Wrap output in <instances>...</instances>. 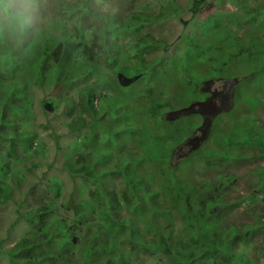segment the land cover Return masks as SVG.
<instances>
[{"label":"rangeland","instance_id":"obj_1","mask_svg":"<svg viewBox=\"0 0 264 264\" xmlns=\"http://www.w3.org/2000/svg\"><path fill=\"white\" fill-rule=\"evenodd\" d=\"M50 1V3L53 2V0ZM59 2L64 4V0H57L54 10L53 5H49V15L52 12L58 13ZM193 2L194 0H105L100 7L101 10L112 9L125 17L132 16V22L139 24L140 31L136 33L131 29L116 37L110 51L106 52L99 48L100 44L96 40L93 41L92 46L95 50H90L88 57L92 65L94 61L93 68L88 72L82 66L79 72L83 76L78 78L71 87L58 82L52 83V86L46 90L37 87L32 89L34 93L33 99H30L32 106L27 113L28 119L23 118L20 122L22 127L34 132L31 137L32 145L26 146L27 152L23 149L19 151V162L16 163L14 159L11 167V172L19 169L22 178L13 180L12 174L4 178L0 175V189L8 185L13 194L12 199L0 198V264H12L10 256L5 251L29 233L30 226L26 217L22 215L18 217L17 213L26 210V207L20 203L30 186H32V193L28 195L30 197L33 195L31 204L40 200L49 202L55 199L59 203L71 204L72 199L80 198L89 199L90 204H95L96 200L97 204L98 198L90 197L91 191L96 193L114 189L119 201L114 214L119 221L128 222V219L132 217L134 220L138 218L140 226L135 232L145 230L146 226L143 224L151 225L146 216L140 218V213L143 211L135 208L132 212L127 208L131 199L123 196L128 186L121 174L104 177L102 186L100 184L96 187V184L91 183L90 180H84L85 177H90L94 167L90 170L80 169V167L78 168L80 173L76 172V174H71L68 170L74 168L71 155L75 156L78 150L86 157L89 155L92 162H97L99 152L96 147L81 136V133L88 131L89 128L76 131L70 129L75 119L78 122L81 121V118L77 117L81 111L78 102L83 99V95L79 94L77 89L85 88L90 84H93L94 105L99 110L101 108L100 111L103 109V106L99 105L101 93L114 94L116 100L122 101L117 106L127 112L131 127L125 128L124 130L128 131L120 134V138L121 140L123 137L130 139L124 140V144L127 148L133 147L136 154H144L143 149L150 145L151 139L149 135L147 136V131L154 130L161 135L160 137H165L170 132V128L174 130L175 135L172 137L180 140V144L176 153H173L171 163L176 166L190 158L191 164L182 166L178 171L194 180V183L185 188L189 193L192 191L191 205L198 206L197 209H199L206 200L215 201L221 197L223 199L221 203L226 205L222 207L217 204L211 211H219L222 207V215L218 220L214 218L208 220L207 224L222 227L223 224L232 223L238 229H246L247 226H253L254 229L258 226V229L254 230L248 238L249 241H253L252 243L246 244L241 240L234 243L239 244V246L235 244L237 249L244 248L250 252L252 261L244 264H264L263 225L260 228L261 215L264 212V178L262 179L258 174L259 168L264 167V157L255 158L248 155L249 157L245 160L226 162L221 167L222 173H228L230 176L224 178V183L217 186H213V182L207 180V175L211 178L217 176L214 171L216 167L213 170H210V167L205 170L200 162L205 158L201 153L204 149L208 147L221 149L225 146L216 133L219 130V132L231 130L235 126H240L243 120L247 121L248 126L245 131L258 130V123L264 127V64L262 63L264 0H205L202 1L203 4L201 3L196 14L192 11ZM175 4L182 9L177 14H170ZM134 13L144 14L149 18L141 24L135 16L133 17ZM159 13H162L163 17L153 21L154 16ZM58 15L63 17L67 13L59 12ZM79 15L85 16L78 13L76 17ZM76 17L74 20L71 17L66 18L71 28L76 24ZM86 20L89 24L100 23L93 16L87 15ZM206 20H208L209 33H203L202 30L206 28ZM110 24L111 29L123 27L121 22L110 20ZM145 34L150 41L143 39ZM36 40H42V38L37 37ZM210 40H213V43H209ZM61 48L58 44L46 58L48 68L54 67V70L49 68L50 72L53 71L52 80H55L58 65L65 72L70 69L68 57ZM240 49L244 52L235 54ZM137 51L143 56L135 55ZM228 55L232 57L229 58ZM119 72L129 77H136L133 81L130 80L131 82L124 84L118 77ZM43 98L53 99L55 108L44 110L40 105V100ZM167 98H170L172 107L176 106V108L162 106L160 111L165 112L158 115L154 102L162 103ZM70 99L72 101L68 103ZM91 119L88 115L85 121L89 122ZM174 121L175 124L172 125L170 122ZM120 122L121 120L114 118L112 112L108 110L98 121L101 126L109 128H118L122 125ZM101 126L96 128L104 136L106 132L101 129ZM183 135L186 136L183 137ZM141 140L144 145L140 144L138 147V142ZM98 145L106 147V139L99 141ZM22 147L25 148V146ZM151 157L148 155L145 161L140 162L136 174H140L144 183L155 190L162 183V174L155 162L150 161ZM115 158L122 160V155L117 149L113 153V159ZM96 167L97 170L103 169L105 165L100 163ZM144 174H149L150 177ZM48 183H62L61 191L57 194L47 185ZM143 189L144 187H138L135 193L141 194ZM80 192L81 195H79ZM70 196L73 198L68 200L67 197ZM121 196L124 199H120ZM150 197L153 199L156 197L157 199L154 200L173 207L167 193H151ZM99 202L102 201L99 199ZM179 202L182 206L184 205L183 198H180ZM219 206L221 207L218 208ZM62 209L65 215L77 217V213H73V208L66 209L64 206ZM94 209L96 205H92L88 210L84 209L82 217H86V222L74 229L79 236V242L72 253L74 257L83 254V241L90 234L94 236L95 247L104 242L109 243L112 248L120 245L117 239L121 234L117 233L115 237H111L107 228L102 225V218L95 214L98 212ZM151 216L153 215L148 217ZM157 219L159 221L153 229L145 230L147 238L156 233L159 235L171 231L173 232L171 242L177 248H180L181 244L189 243L188 234L184 230L185 223L180 217L169 220L162 216ZM89 222L101 224L98 238L95 237V224L93 228H89ZM5 228L8 232L4 231ZM130 230L131 227L124 231L126 244L130 240ZM147 244L143 239L142 245ZM184 252L187 251L184 250ZM144 255H142L143 258ZM159 256L160 254H154L152 259L156 258L158 261L161 258ZM169 259L171 258H166L161 264H170ZM185 261L189 259L186 258ZM235 261L231 264H242L240 258L238 260L235 258ZM215 262L216 264L225 263L221 258H217ZM194 264L203 263L196 261Z\"/></svg>","mask_w":264,"mask_h":264},{"label":"trees","instance_id":"obj_2","mask_svg":"<svg viewBox=\"0 0 264 264\" xmlns=\"http://www.w3.org/2000/svg\"><path fill=\"white\" fill-rule=\"evenodd\" d=\"M202 1L205 0H194L192 6L194 14L199 11V7L203 4ZM50 2L49 0V5H53L52 9L54 10L57 0H53L52 3ZM103 2L105 3V0H64V4L59 2L58 13H67V15L62 17V15L60 16L55 12H52L51 15H46L43 18L41 32L38 36L42 40H36V36L29 35L19 45L9 38L3 24L0 23V175L3 178L10 174H12L13 180H21L22 178L21 171L17 169L11 172V167L13 166L12 161L14 159L16 163L19 162V151L23 149L27 152L26 146L32 145L31 137L34 132L22 127L20 123L23 118L28 119L27 113L32 106L30 99H33L34 93L32 89L37 87L46 90L52 86V83L58 82L71 87L78 78L83 76L79 72L82 66L88 72L93 68L94 63L92 65L84 54L90 55V50L94 49L92 46L93 41L96 40L100 44V47H98L106 52L111 48L116 37L131 29L136 33L140 31L139 24L132 22V16L125 17L112 11V9L100 10L101 5L104 4ZM181 9L175 4L173 12L170 14H177ZM78 13L85 16L79 15L78 18L76 17ZM87 15L98 19L100 23L98 25L89 24L86 20ZM134 16L141 24L145 23V20L149 18L147 15L137 13H134ZM67 17H71L72 20L76 17V24L73 28L70 27L69 22L66 20ZM161 17H163V14L159 13L152 20L158 21ZM110 20L121 22L123 27L111 29ZM205 25L206 28H202L203 33H209L208 20H206ZM143 39L150 41L147 34L144 35ZM198 40H200L199 37ZM211 42L213 43V40L209 41V43ZM58 44L61 45V49L67 55L66 57H68L67 61L70 63V69H67L65 72L58 65L54 77L55 80H52L51 73L53 71L50 72L49 68L54 70V67L49 66L48 68L46 58L51 55L52 50ZM139 54V51L135 52V55ZM141 56L143 54H140ZM228 56L229 58L232 57V55ZM262 63L264 64V59ZM90 65L92 66L90 67ZM135 77L131 76L130 80L133 81ZM92 89L93 84L77 89L78 93L83 95V99L78 102L81 111L77 117L81 118V121L78 122L75 119L76 123L74 122L70 126V129L71 131H76L89 128L88 131L81 133V136L85 140L88 139L89 143H92L96 147V150L99 152L97 154V162H92L89 155L86 157L82 153H79L78 150L75 156L74 154L71 155L74 168H69V172L76 174V172L80 173L78 170L80 167V169L84 170H90L94 167L95 169L92 170L90 177H85L84 180H90L91 183L96 184V187H99L100 184L102 186L104 177L121 174L125 184L128 186L123 196L126 199H131L127 208L132 212H134L135 208L143 211L144 213H140V218L146 216L151 223V225L147 223L143 224L146 226L145 230L155 227L157 221H159L157 217L163 216L169 220L180 217L185 223L184 230L188 234L189 243L187 245L181 244L180 248H177L171 242V236L173 235L171 231L159 235L156 233L147 238L145 230L141 229V232H135L140 226L138 218L134 220L132 217V219H128V222L126 220L119 221L114 214V209L119 203L114 189L97 191L96 193L91 191L90 197L98 198L97 204L96 200L95 204H90L87 198L72 199L71 204L59 203L55 201L56 199L49 202L40 200V202L31 204L33 195L31 197L28 195L32 193V186H30V189H27V194L20 203L26 207V210L17 213L18 217L21 215L26 217L30 230L27 235L18 239L5 251L10 256L12 264H161L168 257L171 258L169 259L170 264H194L196 261L203 264H216L217 258L223 259L224 264L235 263V258L237 260L240 258L242 264L250 263L252 258L249 250L244 248L237 249L235 244L236 246H239V244L234 242L241 240L246 244L252 243L253 241H249L248 238L254 233V230L258 229V226L254 227V229L253 226H247L246 229H238L232 223H229V225L223 224L222 227H214L211 224H207L210 219L214 218L218 220L219 216L222 215L221 208L226 203H221L223 199L218 197L215 201L206 200L199 209H197L198 206L193 207L191 205L192 191L189 193L185 188L189 184L194 183V180L182 175L178 171L182 166L191 164L190 158L186 161H181L176 166L171 163L173 162V153L180 144V140L173 138L175 135L174 130L170 128V132L165 137H160L161 135L154 130L147 131V136L149 135L151 139L150 145L145 150L143 149L144 154H136L133 147L127 148L124 144V140L130 139L123 137L121 140L120 138V134L128 131L124 129L131 127L129 124L131 121L127 119V112L117 106L122 101L116 100L114 94H100V107L103 106V109H107L110 113L112 112L113 117L122 122H120L122 125L118 128L101 126L98 121L103 118L107 110L102 109L100 111L101 108L99 110L94 105V93ZM71 101L70 99L68 103ZM154 103L158 115L165 112L160 111L162 106H169L170 109L176 108V106L172 107L170 104V98H167L162 103L159 101H155ZM40 105L44 110L55 108L53 99L47 100L43 98L40 100ZM88 115L92 118L89 122L85 121ZM139 121L140 117L138 118ZM243 121L240 122V126H235L231 130L221 132L219 130L216 132L223 140L222 143L225 144L223 148L213 149L208 147L204 151H200L205 156V158L200 160L204 169L206 170L210 167V170H213L216 167L214 171L217 173V176L211 178L207 175V180L213 182V186L223 184L224 178L230 176L228 173H222L223 168L221 167L226 162L245 160L249 156L255 158L264 157V127L258 123V130L245 131L248 126L246 124L247 121ZM170 123L174 125L175 121ZM97 126H101V129L106 132L104 136L102 132L97 131ZM101 136L103 137L99 140ZM102 139H106V147L98 145ZM142 142L143 140L138 142V147H140V144L144 145ZM22 146H25V148ZM72 149L74 150L73 147ZM115 149L122 155V160L113 159ZM148 155L152 156L150 161L155 162L162 174V183L155 190H152L147 183H144V179L140 174H136V171H138L137 166L140 165V162L145 161ZM100 163H103L105 168L97 170L96 166ZM258 174L262 179L264 178V167L259 168ZM144 175L150 177L149 174ZM47 185L57 194L62 189V183H48ZM138 187H144L141 194L139 192L135 193ZM162 192L168 194L173 207L154 200L157 199L156 197L154 199L150 197L151 193ZM79 195H81V192ZM123 196L120 199H124ZM71 197H67L68 200ZM0 198H13L8 185H4L0 189ZM180 198H183V206L179 202ZM99 199L102 201L101 203ZM199 199L202 201L201 197ZM217 204L222 206L218 207H221L220 210L211 211ZM92 205H96L94 211L98 212V214L91 212L102 218V225L107 228L111 237H115L117 233L121 234L117 239L121 246L118 245L117 248H112L109 243L104 242L99 243L95 247L94 236L90 234L83 241V254L74 257L72 253L75 245L79 242V236L75 233L74 229L75 227L77 229L86 222V217H82L84 209L88 210ZM64 206L66 209L73 208V213H77V217L72 218L69 215H65L62 209ZM150 215L153 216L148 217ZM261 216L262 222L260 223V228H262V225L264 227V212ZM94 224L89 222V228H93ZM95 227V237L98 238L101 224L96 223ZM130 227V240L126 244V234H124V231ZM4 231L8 232L7 228ZM143 239L148 243L147 245H142ZM190 249L192 250L189 252ZM184 250L187 252H184ZM92 254L94 256H91ZM143 254H145L144 258L142 257ZM154 254H160L159 257L161 258L158 261L156 258L152 259ZM186 258L189 261H185Z\"/></svg>","mask_w":264,"mask_h":264},{"label":"clouds","instance_id":"obj_3","mask_svg":"<svg viewBox=\"0 0 264 264\" xmlns=\"http://www.w3.org/2000/svg\"><path fill=\"white\" fill-rule=\"evenodd\" d=\"M49 14V0H0V23L3 24L9 38L17 45L26 36L38 37L41 32L43 18ZM241 52L243 53L244 50L240 49L235 54ZM84 54L87 58L89 57L88 54Z\"/></svg>","mask_w":264,"mask_h":264},{"label":"water","instance_id":"obj_4","mask_svg":"<svg viewBox=\"0 0 264 264\" xmlns=\"http://www.w3.org/2000/svg\"><path fill=\"white\" fill-rule=\"evenodd\" d=\"M118 77H119L120 81L124 84L128 83L131 79L130 77H128L127 75H125L124 73H121V72H119Z\"/></svg>","mask_w":264,"mask_h":264}]
</instances>
